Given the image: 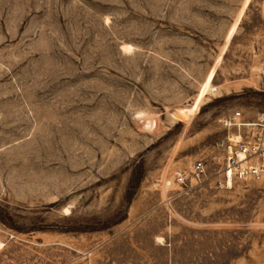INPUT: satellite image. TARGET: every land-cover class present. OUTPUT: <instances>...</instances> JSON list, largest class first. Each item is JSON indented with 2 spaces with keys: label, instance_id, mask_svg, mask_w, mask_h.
I'll list each match as a JSON object with an SVG mask.
<instances>
[{
  "label": "rangeland",
  "instance_id": "rangeland-1",
  "mask_svg": "<svg viewBox=\"0 0 264 264\" xmlns=\"http://www.w3.org/2000/svg\"><path fill=\"white\" fill-rule=\"evenodd\" d=\"M263 113L264 0H0V264H264V175L176 176Z\"/></svg>",
  "mask_w": 264,
  "mask_h": 264
},
{
  "label": "built area",
  "instance_id": "built-area-1",
  "mask_svg": "<svg viewBox=\"0 0 264 264\" xmlns=\"http://www.w3.org/2000/svg\"><path fill=\"white\" fill-rule=\"evenodd\" d=\"M241 116L242 112L236 111L234 118L240 119ZM225 121L230 127L235 125L236 131L218 142L220 151L212 155V162L206 163L204 158H198L190 169H179L176 173L179 182H186L189 174L202 177L214 172L216 183L224 186L236 180L264 175V113L255 120L235 124H231V120Z\"/></svg>",
  "mask_w": 264,
  "mask_h": 264
},
{
  "label": "bare ground",
  "instance_id": "bare-ground-1",
  "mask_svg": "<svg viewBox=\"0 0 264 264\" xmlns=\"http://www.w3.org/2000/svg\"><path fill=\"white\" fill-rule=\"evenodd\" d=\"M127 49L131 50L132 49V46H129Z\"/></svg>",
  "mask_w": 264,
  "mask_h": 264
}]
</instances>
